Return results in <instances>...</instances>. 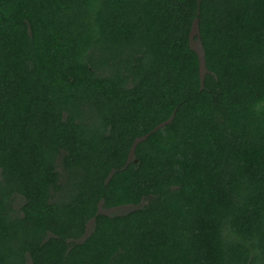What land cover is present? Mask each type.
<instances>
[{
	"label": "trees",
	"instance_id": "1",
	"mask_svg": "<svg viewBox=\"0 0 264 264\" xmlns=\"http://www.w3.org/2000/svg\"><path fill=\"white\" fill-rule=\"evenodd\" d=\"M0 264H264V0H0Z\"/></svg>",
	"mask_w": 264,
	"mask_h": 264
},
{
	"label": "rangeland",
	"instance_id": "2",
	"mask_svg": "<svg viewBox=\"0 0 264 264\" xmlns=\"http://www.w3.org/2000/svg\"><path fill=\"white\" fill-rule=\"evenodd\" d=\"M197 23L194 24V27H193V30H192V40H191V43H192V46L194 49L197 50V52L200 54L201 56V59H202V70L204 71L205 68H204V64H203V53H202V46H201V43H200V40L199 38L197 37ZM135 206L133 205H128V206H121V207H115V208H112V209H108V208H105L103 206L100 205L99 207V211L102 212V213H108V214H112V213H124L126 211H129L131 209H133ZM91 229V224L89 225V230Z\"/></svg>",
	"mask_w": 264,
	"mask_h": 264
}]
</instances>
